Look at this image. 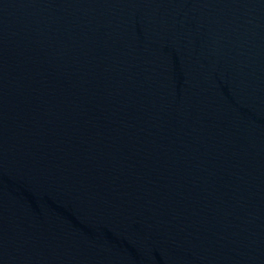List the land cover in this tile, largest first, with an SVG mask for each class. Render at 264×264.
<instances>
[{
	"label": "water",
	"instance_id": "95a60500",
	"mask_svg": "<svg viewBox=\"0 0 264 264\" xmlns=\"http://www.w3.org/2000/svg\"><path fill=\"white\" fill-rule=\"evenodd\" d=\"M0 264H264V0H0Z\"/></svg>",
	"mask_w": 264,
	"mask_h": 264
}]
</instances>
